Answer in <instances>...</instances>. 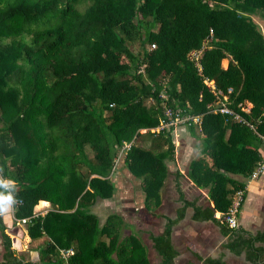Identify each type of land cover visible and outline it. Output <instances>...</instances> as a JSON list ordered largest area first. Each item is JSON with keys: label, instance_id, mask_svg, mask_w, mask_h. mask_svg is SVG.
I'll list each match as a JSON object with an SVG mask.
<instances>
[{"label": "trees", "instance_id": "1", "mask_svg": "<svg viewBox=\"0 0 264 264\" xmlns=\"http://www.w3.org/2000/svg\"><path fill=\"white\" fill-rule=\"evenodd\" d=\"M253 15L264 20V0H0V172L13 181V216L31 217L30 239L43 238L39 260H26L0 215V264H153L137 234L123 233L119 214L101 222L91 207L114 196L111 175L130 143L123 169L140 181L145 208L161 216L175 126L155 129L170 121L167 109L171 119L201 118V136L183 122L201 139L186 175L213 206L180 192L176 217L149 234L154 264H175L172 228L187 207L219 227L232 253L264 264V229L223 221L240 192L238 218L247 180L263 164L264 35ZM203 44L199 72L188 53ZM205 79L232 89L228 105L255 130L213 111ZM246 103L247 113L239 107ZM40 201L50 207L42 215Z\"/></svg>", "mask_w": 264, "mask_h": 264}, {"label": "crops", "instance_id": "2", "mask_svg": "<svg viewBox=\"0 0 264 264\" xmlns=\"http://www.w3.org/2000/svg\"><path fill=\"white\" fill-rule=\"evenodd\" d=\"M186 129L187 126H185ZM176 129L174 128V132ZM178 136V135H177ZM176 136V138H177ZM172 137H173V142L174 145H176V155L178 156V147L181 145V142L177 139H174V135L172 132ZM185 147H188V141H184ZM190 147V151L192 150V147ZM188 151V150H187ZM260 153L262 156V163H263V169L261 173L255 177V178H250L247 180L246 184V196L244 198V201L242 203V206L240 208L239 214H238V226L243 227L245 230H248L252 233H255L257 231H261L264 229V143L260 146ZM185 153L181 155L183 157L182 162L181 160L177 159L176 162L178 163V170L175 171L174 176L177 175V172H180V176L182 177L179 179V177H175V181L173 182V186H175V191H176V197L174 198V204L177 205L176 207L179 208L182 206V201L180 200V192H183L185 198L189 200H196L197 204L199 205H205L209 204L213 206V202L208 200V196L206 192L203 189L198 188L197 186L194 185V183L188 178L186 175V171H183L182 167L183 165L188 167L189 161L193 158L186 157ZM182 163V164H180ZM119 169V168H118ZM118 169H115L111 175V180L113 185L115 186L116 178L118 179V183L120 185L119 190L123 192L124 190V180H128L131 183L134 181L133 178H130V175L128 172L124 171L121 173V175H118ZM122 170V168H121ZM187 170V169H186ZM173 172V171H170ZM184 180V183L188 186H191V189H195V191H198L196 196H191L188 197L185 195V189L182 188V181ZM187 188V187H185ZM142 193V192H141ZM142 202H143V195L141 194ZM107 200V199H106ZM175 209V214L174 216H171L170 218H175L176 217V210ZM12 205L10 206V216L8 218L5 217V213L1 214V218L3 220V223L6 226V232L12 239V245L13 248L16 251V254L23 256L26 260L29 261H37L39 260L40 256L38 253V245L36 246V250H29L24 247V244L29 243V241H35L31 240L30 236L27 233V224L21 225V224H16L15 226L17 229H20V233H17V230H14L13 233H9L8 226L11 224V214L12 218L14 219L15 217L13 216V210H12ZM50 209L49 203L47 201H40L38 205L36 206L35 210L37 214H45L48 210ZM193 214V208L192 207H187L185 210V215L182 219H180L172 228V234H171V239L172 243L175 244V236L177 237L178 235L182 237V234L186 236L192 237V239H196L197 247L200 249L198 250L197 248L191 247L188 244H185V251H181L180 249L176 248L179 254L176 256L174 262L175 264H179L177 262V258H183V261L181 264H204L203 260L206 257H211V258H218L221 257L227 264H253L252 262L248 261L245 258V254L241 253L240 255H236L232 253L229 249L225 247L228 237L224 236L221 234L219 227L214 224L211 220H194L192 218ZM162 216V214H160ZM215 216L219 217V212H215ZM165 224V221L164 223ZM164 226V225H163ZM162 230V229H161ZM160 230V231H161ZM150 234V233H149ZM148 234V238H149ZM139 237V235H137ZM140 238V237H139ZM43 238H41V241ZM140 240L143 242V244L147 248V254L149 259H153L155 257L156 262H158L159 258L156 256V253L154 252L152 246H151V241L149 239L148 244H145V242L140 238ZM198 240V241H197ZM1 243V239H0ZM173 244V245H174ZM21 246V248H19ZM19 248V249H18ZM202 251L204 253H202ZM2 254H3V247L2 244H0V262L2 261ZM152 262V261H151ZM155 262V263H156Z\"/></svg>", "mask_w": 264, "mask_h": 264}, {"label": "rangeland", "instance_id": "3", "mask_svg": "<svg viewBox=\"0 0 264 264\" xmlns=\"http://www.w3.org/2000/svg\"><path fill=\"white\" fill-rule=\"evenodd\" d=\"M252 18L257 23L259 29L264 35V20L256 15H253ZM227 63H228L227 59L222 60V65L224 67L227 66ZM147 102H151V100L148 99ZM185 126L186 125L183 122H178L174 127L176 129L175 132L173 128L174 139L178 138L177 140L181 142V145H179L178 147V151H177L179 153L178 156L176 155V145H174L175 146L174 160L167 161V166H168L169 171H173V172H170V174L168 175V177L166 178L164 182V186L162 188L161 205L157 209H155V211L157 213L162 214V216H153L151 212H149L145 208L143 204L144 202H142V198H141L142 193H141L140 181L136 180L135 178L132 177V175H130V178H133L134 181L131 183L127 179L124 180L123 182L125 184H124L123 192L119 190L120 185L118 183V179L116 178V181L114 180L115 189H116L114 196L107 200L98 201L95 205L91 207V211L100 218L101 222H103L104 218L108 214L117 213L123 218L124 222L127 224V226L123 230V233L127 234L132 231L133 233L139 235V237L145 242V244H148V241H149L148 234L149 233L157 234L163 228V225H164L163 223L164 221H166L164 216H168V217L174 216L175 209L177 208L176 207L177 205L174 204V198L176 197L177 193L175 191V186H173V182L175 181V176H174L175 171H179L178 166H177L178 163L176 162V160L179 159L181 160L180 162H182L183 157L181 155L185 156L184 155L185 153H187L186 154L187 158L189 157L195 158L200 154V148H201L200 137L191 135V133L189 132L188 129H186ZM194 130L197 135H200V136L202 135L198 124L195 126ZM144 131L145 130H141V132H144ZM184 141L186 142L188 141V144H186L188 145V147L184 146L185 145ZM142 144L145 145L144 143ZM129 145L130 143L124 144L120 152V155L116 159L115 169L119 168L117 170L118 175H121V173L124 171L123 170V167H124L123 159L125 156V151ZM189 146L192 147L191 151L189 150L190 149ZM182 169L183 171H186L187 169L186 164L185 166L183 165ZM180 178L182 177H179V179ZM181 186L182 188L185 189V195L188 197L196 196L198 193V191H195V189L194 190L191 189V186L186 185L184 183V180L182 181ZM238 196H239L238 194L235 195L234 201L237 200ZM5 214H6L5 217L8 218L10 216V209ZM14 222L15 220L12 218V214H11V224H9L8 226L9 233H13L14 230H17V233H20L21 232L20 229L19 228L17 229ZM196 239L198 238L192 239V237L182 234V237L179 235L177 237L175 236V239H174L175 244L174 243L173 244L175 248H178L183 252L185 251V247H186L185 244H188V246L190 245L191 247H194L200 250L197 247ZM40 242H41V239H38L35 241H31V242L29 241V243L27 244L25 243L23 244L26 249L35 251L36 250L35 245H38ZM19 248H21V246ZM202 253L204 252L202 251ZM156 260H155V257L153 259L151 258V261L153 262V264L156 262ZM176 260L179 264L184 262L183 258H179V259L177 258Z\"/></svg>", "mask_w": 264, "mask_h": 264}, {"label": "built area", "instance_id": "4", "mask_svg": "<svg viewBox=\"0 0 264 264\" xmlns=\"http://www.w3.org/2000/svg\"><path fill=\"white\" fill-rule=\"evenodd\" d=\"M205 44H203L199 49H193L188 53V57L195 63V65L197 66V69L199 72H201V64H200V59L202 57L203 51L205 49ZM205 83L207 84V86L210 88V90L212 91V93L215 96V102L214 104L211 105V107L213 108L214 112H219L222 115H226L229 116L233 119V121L236 122H240V123H245L246 125H249L251 129L255 130V126L250 124L249 122H247L240 113L236 112L235 110H233L229 105V97L228 94L231 92V88H229L226 92H223L222 90L218 89L213 81H208L207 79L204 80ZM239 107L241 108V110L243 112H249L250 108H251V104L250 103H246V104H239ZM166 114L168 115V117H170V121H162L161 125L156 128L155 130H159L162 127H169L171 125L175 126L178 122H185V121H193L195 124H200L201 122V118L199 116H184V117H180V116H176L175 118L171 119V112L169 109L166 110ZM129 147V146H128ZM263 169V164H261L259 166V168L257 169V171H255L252 175L251 178H255L257 177L261 171ZM0 178L5 179L0 172ZM8 180V179H5ZM11 191V189H10ZM239 196L237 197V200L234 201L233 207L230 210V213L226 216L223 217V221L225 222V224L230 227V228H237L238 227V221H237V217H236V213H237V208L239 205V201L241 200V194L240 192L237 193ZM1 215V214H0ZM16 224H21V225H25L27 223L30 222L31 217H21V218H14ZM73 251L68 249V250H61V254L66 257L67 255L72 254Z\"/></svg>", "mask_w": 264, "mask_h": 264}, {"label": "clouds", "instance_id": "5", "mask_svg": "<svg viewBox=\"0 0 264 264\" xmlns=\"http://www.w3.org/2000/svg\"><path fill=\"white\" fill-rule=\"evenodd\" d=\"M12 188L13 181L0 178V189L5 190L0 191V214L7 213L14 202L12 192L10 191Z\"/></svg>", "mask_w": 264, "mask_h": 264}]
</instances>
